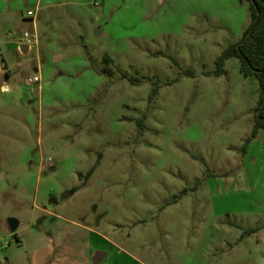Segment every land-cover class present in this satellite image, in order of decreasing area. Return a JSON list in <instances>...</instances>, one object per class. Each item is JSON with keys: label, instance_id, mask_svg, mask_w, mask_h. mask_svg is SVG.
I'll use <instances>...</instances> for the list:
<instances>
[{"label": "rangeland", "instance_id": "1", "mask_svg": "<svg viewBox=\"0 0 264 264\" xmlns=\"http://www.w3.org/2000/svg\"><path fill=\"white\" fill-rule=\"evenodd\" d=\"M250 23L246 0H0V264L83 234L90 264H264L259 85L212 74Z\"/></svg>", "mask_w": 264, "mask_h": 264}, {"label": "trees", "instance_id": "2", "mask_svg": "<svg viewBox=\"0 0 264 264\" xmlns=\"http://www.w3.org/2000/svg\"><path fill=\"white\" fill-rule=\"evenodd\" d=\"M243 1V0H241ZM249 2L251 14V23L244 31L239 42L231 44L225 49L215 61V76L224 75L226 73L224 63L230 58L239 60V72L244 77H254L258 82L259 99L255 109L253 137L259 130L264 129V0H246ZM104 64L103 73L112 76L114 70L110 68L112 59L104 56L102 59ZM157 90L153 89L149 96V100H153ZM98 162L85 175V181L90 178L94 172ZM81 177V174L78 175ZM78 187L73 188L69 195L73 194ZM67 195H63L65 199ZM255 230L247 231L251 233Z\"/></svg>", "mask_w": 264, "mask_h": 264}, {"label": "crops", "instance_id": "3", "mask_svg": "<svg viewBox=\"0 0 264 264\" xmlns=\"http://www.w3.org/2000/svg\"><path fill=\"white\" fill-rule=\"evenodd\" d=\"M38 4V2H37ZM13 19L16 17L13 15ZM35 16V11H34ZM36 17V16H35ZM31 18L34 20V18ZM12 19V20H13ZM19 227V226H18ZM92 243L88 237L74 236L69 243L61 242L58 239L44 243L40 248L34 250L29 256L30 264H90L89 258L92 254ZM95 253V252H94ZM106 253L102 263L106 258ZM92 260V259H91ZM99 263V264H100ZM93 264V263H92Z\"/></svg>", "mask_w": 264, "mask_h": 264}, {"label": "water", "instance_id": "4", "mask_svg": "<svg viewBox=\"0 0 264 264\" xmlns=\"http://www.w3.org/2000/svg\"><path fill=\"white\" fill-rule=\"evenodd\" d=\"M13 17L14 16L12 14H7L3 17V20L5 22H8V21H11L13 19ZM7 223H8L9 231L11 234H14L16 232L18 226L20 225L19 221L14 219V218H9L7 220ZM104 256H105L104 252L96 251L94 253V255L92 256V263L93 264H99L103 260Z\"/></svg>", "mask_w": 264, "mask_h": 264}, {"label": "built area", "instance_id": "5", "mask_svg": "<svg viewBox=\"0 0 264 264\" xmlns=\"http://www.w3.org/2000/svg\"><path fill=\"white\" fill-rule=\"evenodd\" d=\"M26 17L27 18H33V17H35L34 16V12L28 11L27 14H26ZM23 40H24L23 43L25 45H21V46L26 47V45L29 43V35L27 33L24 34ZM33 81L36 82V81H38V79L37 78H34Z\"/></svg>", "mask_w": 264, "mask_h": 264}]
</instances>
